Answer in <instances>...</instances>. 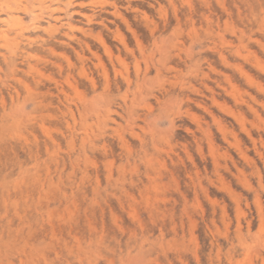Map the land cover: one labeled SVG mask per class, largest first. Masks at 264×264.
I'll return each mask as SVG.
<instances>
[{
	"label": "rangeland",
	"instance_id": "rangeland-1",
	"mask_svg": "<svg viewBox=\"0 0 264 264\" xmlns=\"http://www.w3.org/2000/svg\"><path fill=\"white\" fill-rule=\"evenodd\" d=\"M0 264H264V0H0Z\"/></svg>",
	"mask_w": 264,
	"mask_h": 264
},
{
	"label": "bare ground",
	"instance_id": "bare-ground-1",
	"mask_svg": "<svg viewBox=\"0 0 264 264\" xmlns=\"http://www.w3.org/2000/svg\"><path fill=\"white\" fill-rule=\"evenodd\" d=\"M7 26L9 25V24H6Z\"/></svg>",
	"mask_w": 264,
	"mask_h": 264
}]
</instances>
